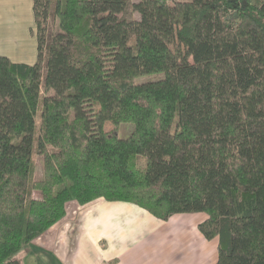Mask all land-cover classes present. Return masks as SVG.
<instances>
[{
	"label": "trees",
	"instance_id": "1",
	"mask_svg": "<svg viewBox=\"0 0 264 264\" xmlns=\"http://www.w3.org/2000/svg\"><path fill=\"white\" fill-rule=\"evenodd\" d=\"M33 13L36 61L0 54V264L99 198L162 220L204 212L215 264H264V0H33ZM112 120L133 129L117 137Z\"/></svg>",
	"mask_w": 264,
	"mask_h": 264
},
{
	"label": "crops",
	"instance_id": "2",
	"mask_svg": "<svg viewBox=\"0 0 264 264\" xmlns=\"http://www.w3.org/2000/svg\"><path fill=\"white\" fill-rule=\"evenodd\" d=\"M33 28V0H0V54L34 63ZM207 217L176 213L162 220L131 202H72L19 258L22 264H215L219 238L207 239L199 228Z\"/></svg>",
	"mask_w": 264,
	"mask_h": 264
},
{
	"label": "rangeland",
	"instance_id": "3",
	"mask_svg": "<svg viewBox=\"0 0 264 264\" xmlns=\"http://www.w3.org/2000/svg\"><path fill=\"white\" fill-rule=\"evenodd\" d=\"M133 1H137V0H133ZM124 16L126 17H129V18H140V13L137 12V11H134L132 9H127L126 11H124L122 13ZM121 14V15H122ZM49 33L52 35L55 30H56V23L55 21L51 22L49 24ZM147 76V75H146ZM44 93V85H43V92ZM40 111L41 109L39 110V118H38V122L40 121ZM40 123V122H39ZM39 125V124H38ZM39 128V126H38ZM106 128L112 132L114 135L117 134V137H125V136H128V134H130V131L133 129V124L132 123H129V122H119V121H116V120H112V121H109L106 123ZM38 130V129H37ZM36 152L34 153V156H33V162H34V174H39L41 172V166L40 164L37 162L36 160ZM40 193H34V196H38L39 197ZM30 245H28L27 247H29ZM49 246V245H47ZM26 247V248H27ZM50 247V246H49ZM26 248H23L21 250L20 253H18V256L20 257L21 255H24L25 251H26Z\"/></svg>",
	"mask_w": 264,
	"mask_h": 264
}]
</instances>
